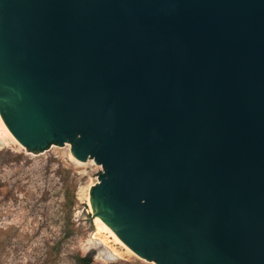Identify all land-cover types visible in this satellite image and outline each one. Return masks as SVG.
Listing matches in <instances>:
<instances>
[{"label": "water", "instance_id": "95a60500", "mask_svg": "<svg viewBox=\"0 0 264 264\" xmlns=\"http://www.w3.org/2000/svg\"><path fill=\"white\" fill-rule=\"evenodd\" d=\"M0 114L145 261L264 264V0H0Z\"/></svg>", "mask_w": 264, "mask_h": 264}, {"label": "rangeland", "instance_id": "374dc122", "mask_svg": "<svg viewBox=\"0 0 264 264\" xmlns=\"http://www.w3.org/2000/svg\"><path fill=\"white\" fill-rule=\"evenodd\" d=\"M72 146L27 150L0 114V264H75L77 255L93 264H153L103 228L91 191L104 170L78 160Z\"/></svg>", "mask_w": 264, "mask_h": 264}, {"label": "trees", "instance_id": "16d2710c", "mask_svg": "<svg viewBox=\"0 0 264 264\" xmlns=\"http://www.w3.org/2000/svg\"><path fill=\"white\" fill-rule=\"evenodd\" d=\"M74 261H75V264H93L94 263L93 256L91 255H86V256L77 255L74 258Z\"/></svg>", "mask_w": 264, "mask_h": 264}, {"label": "bare ground", "instance_id": "6f19581e", "mask_svg": "<svg viewBox=\"0 0 264 264\" xmlns=\"http://www.w3.org/2000/svg\"><path fill=\"white\" fill-rule=\"evenodd\" d=\"M6 125V124H5ZM8 128V127H7ZM10 131V130H9ZM13 135V134H12ZM13 137H14V135H13ZM14 139H15V141L20 145V146H22V147H24L15 137H14ZM25 148V147H24ZM97 219L100 221V223H102V226H103V228H106L107 230H109V228L107 227V225L105 224V222L103 221V219L99 216V215H97ZM109 232H110V230H109ZM111 233V232H110ZM112 234V233H111ZM115 239V238H114ZM120 243V242H119ZM122 244V243H121ZM128 250H130V249H128ZM130 252L131 253H133V254H136L135 252H133L132 250H130ZM114 255H116V253H113ZM137 255V254H136ZM138 256V255H137ZM140 257V256H139ZM141 258V257H140ZM144 260V259H143Z\"/></svg>", "mask_w": 264, "mask_h": 264}]
</instances>
